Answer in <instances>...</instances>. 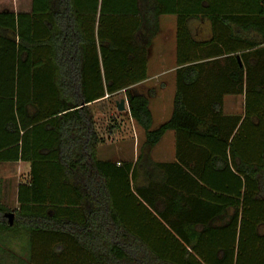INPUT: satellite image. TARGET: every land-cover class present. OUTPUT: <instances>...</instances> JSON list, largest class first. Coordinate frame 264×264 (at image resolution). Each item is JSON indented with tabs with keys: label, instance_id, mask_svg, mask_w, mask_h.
I'll return each mask as SVG.
<instances>
[{
	"label": "trees",
	"instance_id": "obj_1",
	"mask_svg": "<svg viewBox=\"0 0 264 264\" xmlns=\"http://www.w3.org/2000/svg\"><path fill=\"white\" fill-rule=\"evenodd\" d=\"M174 1L31 0L29 13L0 12V163L31 166L18 209L0 202V235L25 233L24 264H264V0ZM165 14L177 18L178 69L171 116L152 129L148 98L127 91L147 78ZM192 18L210 24L209 40H192ZM122 91L146 148L175 136V162L156 167L174 169L190 212L175 208L174 223L157 214L167 228L151 213L160 228H128L129 199L143 207L135 168L97 159L90 104ZM238 95L243 115H224V97Z\"/></svg>",
	"mask_w": 264,
	"mask_h": 264
},
{
	"label": "crops",
	"instance_id": "obj_2",
	"mask_svg": "<svg viewBox=\"0 0 264 264\" xmlns=\"http://www.w3.org/2000/svg\"><path fill=\"white\" fill-rule=\"evenodd\" d=\"M16 1V0H15ZM28 2L27 10L18 11L22 9V3H10L9 9L6 12H12L14 14L18 13H29L31 11V0H26ZM11 2V0H9ZM18 2V0H17ZM179 2V1H178ZM15 4V5H14ZM176 0L174 1V6ZM15 10V11H14ZM159 28L157 35L152 39L149 46V53L147 59V78L145 81L128 88V90L133 89L138 86L146 88V92L150 98L149 100V110L152 115V129L158 128L160 125L166 123L172 113L173 98L175 94V81H176V71L177 66V18L172 14H165L159 17ZM195 23L196 30L193 28ZM203 27H205V37L201 41H197L199 37H203ZM186 28L192 38L196 43L205 42L211 37L210 24L206 20L192 18L186 22ZM157 41V42H155ZM157 43V44H156ZM198 51H196L197 53ZM192 53V52H191ZM192 55V54H191ZM195 55V54H194ZM223 59V58H221ZM172 88L173 92H172ZM171 90V94L169 91ZM145 93H142V96H145ZM149 93H152L150 96ZM169 95V97H168ZM231 96H226L223 99V106L225 105L226 100ZM107 98H105L106 100ZM103 100V101H105ZM96 101L90 104L92 111L94 107L103 102ZM97 114L93 112V118L96 122ZM130 118V117H129ZM156 119L158 122H156ZM131 120V119H130ZM132 121V120H131ZM133 122V121H132ZM98 135L100 134L97 123L95 125ZM139 128V127H138ZM140 132L143 134V131L140 129ZM100 136V135H99ZM170 136L168 149L163 150L165 152L166 158L160 160L155 157V152L159 150L160 146L163 144L164 138ZM113 140V139H112ZM109 141H111L109 139ZM114 141V140H113ZM104 143V142H103ZM138 144V143H137ZM134 142V151L137 150L138 155V145ZM100 145V144H99ZM144 145V143H143ZM99 148V146H98ZM97 148V155L98 149ZM145 146L142 147L146 154H150L149 162L143 163L139 170L137 171V163L133 159L131 163L133 168H135L134 178L130 181V192L137 197V191L142 193L143 200L139 199L143 207H140L138 203H134L132 199H129L131 202V210L127 211L126 219L128 228L130 229H148V225L152 224L156 228H160L154 221L151 220V217L148 213H151L158 222L164 225L165 224L158 216L159 213H164L166 215L167 223H174L176 221V214L174 213L175 208H180L182 212L188 214L190 212V204L185 201L180 200L179 205H177L176 197H181L182 194L176 191L174 186L171 185L174 177V169H170L168 173L161 171L156 167L158 164H172L175 162V136L172 131H168L161 138L159 143L148 149ZM141 149V148H140ZM146 150V151H145ZM140 152V151H139ZM143 153V151H142ZM98 159V158H97ZM100 161V160H99ZM108 162V161H101ZM118 164L121 162L114 161ZM124 163V162H122ZM13 165L12 168L9 166ZM30 169L31 166L27 162H1L0 163V202L10 208L11 210H17L19 207L17 195L18 188L21 185H26L30 179ZM13 170V171H12ZM12 180V183L11 181ZM48 183L45 185L42 184L44 189L48 188ZM186 198V197H185ZM187 199V198H186ZM136 204V205H135ZM148 211V212H147Z\"/></svg>",
	"mask_w": 264,
	"mask_h": 264
},
{
	"label": "rangeland",
	"instance_id": "obj_3",
	"mask_svg": "<svg viewBox=\"0 0 264 264\" xmlns=\"http://www.w3.org/2000/svg\"><path fill=\"white\" fill-rule=\"evenodd\" d=\"M22 3L23 8L18 9L17 12L22 10H27L28 2L26 0H0V12H4L9 9L10 3ZM15 5V4H14ZM139 5H141V0H139ZM27 6V7H26ZM15 11V10H14ZM193 28L196 30L195 23ZM203 27V37H199L197 41H201L205 37L207 31ZM205 33V34H204ZM147 36V31L145 29L141 30V35L138 37L137 42L140 45L145 44L146 40L144 37ZM157 42V41H155ZM157 44V43H156ZM150 50L147 49V59ZM146 88L142 86L135 87L128 90L130 94L141 95L145 93ZM172 88V92H173ZM127 92H120L105 101L97 104L94 107L93 112L97 114V126L100 132V138L102 143L99 145L97 158L100 161H119V162H131L133 159L138 161L137 171L143 163L149 162L150 154H146L142 147L144 146V134L140 132L134 122H132L128 115V105H127ZM171 94V90L169 91ZM145 96L150 100L147 93ZM169 97V95H168ZM125 101V111L119 112L116 109V103L119 101ZM244 111V97L243 95L231 96L229 97L225 105L223 106V114L226 116H242ZM156 122L158 120L156 119ZM109 139L111 141H109ZM114 141H113V140ZM170 136H166L163 140V144L159 147L160 149L155 152V157L157 159L166 158L165 152L168 149ZM104 142V143H103ZM134 142L138 145V155L137 150L134 151ZM141 148V149H140ZM146 149V148H145ZM147 150V149H146ZM145 150V151H146ZM140 151V152H139ZM143 151V153H142ZM10 168L13 165L9 166ZM13 171V170H12ZM12 183V180H10ZM126 214V213H125ZM29 238L26 237L23 232L16 233H5L0 235V264H24L28 262L29 258ZM31 253V252H30ZM31 256V255H30ZM28 257V258H27ZM33 259V258H32Z\"/></svg>",
	"mask_w": 264,
	"mask_h": 264
},
{
	"label": "water",
	"instance_id": "obj_4",
	"mask_svg": "<svg viewBox=\"0 0 264 264\" xmlns=\"http://www.w3.org/2000/svg\"><path fill=\"white\" fill-rule=\"evenodd\" d=\"M116 109L119 112L125 111V101L121 100L118 103H116ZM7 218H8L9 224L11 225L12 224V214H9Z\"/></svg>",
	"mask_w": 264,
	"mask_h": 264
}]
</instances>
